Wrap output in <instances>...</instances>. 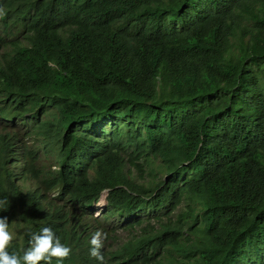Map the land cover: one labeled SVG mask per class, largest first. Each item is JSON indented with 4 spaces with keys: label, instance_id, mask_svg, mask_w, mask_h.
Returning a JSON list of instances; mask_svg holds the SVG:
<instances>
[{
    "label": "trees",
    "instance_id": "1",
    "mask_svg": "<svg viewBox=\"0 0 264 264\" xmlns=\"http://www.w3.org/2000/svg\"><path fill=\"white\" fill-rule=\"evenodd\" d=\"M97 2L110 11L108 23L88 25L83 50L56 76L39 45L31 52L16 43L22 68L6 82L25 95L51 96L64 73L78 71L109 89L95 102V91L70 89L79 95L75 105H92L62 142L90 199L107 191L92 233H125L114 246L103 241L104 264L140 263L146 233L154 264H189L192 234L214 247L212 264H264V0ZM89 7V0H42L28 10L27 44L59 20L70 32ZM6 18L0 46L17 24ZM13 98L9 88L0 102ZM127 164L137 172L147 166L153 179L137 184ZM180 203L185 210L173 215ZM0 217L10 231L14 219L4 209ZM13 234L8 251L20 254ZM89 248L52 264H100Z\"/></svg>",
    "mask_w": 264,
    "mask_h": 264
},
{
    "label": "clouds",
    "instance_id": "2",
    "mask_svg": "<svg viewBox=\"0 0 264 264\" xmlns=\"http://www.w3.org/2000/svg\"><path fill=\"white\" fill-rule=\"evenodd\" d=\"M41 1L0 0V30L3 29L2 20L6 18L5 6L12 9L5 23L17 22L7 44L0 46V97L9 88L14 96L10 102H0V209L14 219L9 231L7 217H0V264L62 262L75 248L87 243H90V257L104 264L103 241L106 239L107 244L114 246L125 233L117 228L105 229L104 233L98 229L92 233L93 219L99 218L104 211L107 191L95 201L90 199L87 186L80 181L79 167L64 154L62 142L67 129L74 127L81 113L92 105H75L73 97L79 95L70 89L95 91L94 102L108 97L109 89L73 71L64 73L53 95H25L9 85L6 78L15 76V70L22 68L12 51L16 43L27 46L31 52L39 45L43 63L54 73L50 76H56L71 54L83 50L88 25L104 26L109 21L110 11H99L97 0H89L87 14L80 23L72 22L70 32L69 26L59 20L46 26L31 44H27L25 37L31 34L27 29L32 24V14L28 10ZM126 168L131 170L137 184H148L153 179L147 166L140 172L129 164ZM146 170L150 176L147 181L143 180ZM184 210L185 204L180 203L172 214ZM118 212L112 214L117 216ZM117 220L112 218L109 222ZM141 228L144 223L137 227L138 232ZM15 231L20 234V254L12 246L10 253L8 251ZM195 239L196 234H192L185 242L190 253L189 264H212L216 253L214 247ZM153 248L146 233L139 246L144 256L138 264H154L153 258L147 257ZM116 255L119 257V253Z\"/></svg>",
    "mask_w": 264,
    "mask_h": 264
},
{
    "label": "rangeland",
    "instance_id": "3",
    "mask_svg": "<svg viewBox=\"0 0 264 264\" xmlns=\"http://www.w3.org/2000/svg\"><path fill=\"white\" fill-rule=\"evenodd\" d=\"M75 95H77V94H75ZM139 178H140V176H138V180H140ZM149 178H150V176H149V172H148V170H146V171H145V174H144V178H143V180L147 181ZM100 205H101V204H100ZM97 207H98V206H97Z\"/></svg>",
    "mask_w": 264,
    "mask_h": 264
}]
</instances>
